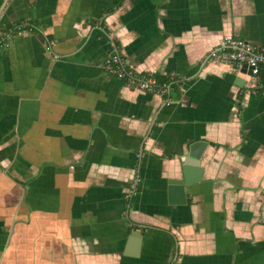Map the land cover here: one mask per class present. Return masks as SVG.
<instances>
[{
  "label": "crops",
  "instance_id": "0c3cea01",
  "mask_svg": "<svg viewBox=\"0 0 264 264\" xmlns=\"http://www.w3.org/2000/svg\"><path fill=\"white\" fill-rule=\"evenodd\" d=\"M31 22L0 49V264H264V90L213 56L264 47V0H0L2 39Z\"/></svg>",
  "mask_w": 264,
  "mask_h": 264
},
{
  "label": "built area",
  "instance_id": "2783aa9c",
  "mask_svg": "<svg viewBox=\"0 0 264 264\" xmlns=\"http://www.w3.org/2000/svg\"><path fill=\"white\" fill-rule=\"evenodd\" d=\"M213 56L219 59L222 64L231 65L237 72L247 73L250 81L253 82L252 88L258 89L261 71L264 70V47L255 45L240 38H228L224 43V49ZM104 69L108 75L115 77L123 82L126 87L136 88L145 93H168L167 85H160L155 75L148 77L140 76L137 71L128 65L123 54L116 49L108 58Z\"/></svg>",
  "mask_w": 264,
  "mask_h": 264
},
{
  "label": "water",
  "instance_id": "95a60500",
  "mask_svg": "<svg viewBox=\"0 0 264 264\" xmlns=\"http://www.w3.org/2000/svg\"><path fill=\"white\" fill-rule=\"evenodd\" d=\"M208 143L198 141L191 145L190 154L184 160L182 169L183 177L181 180L170 181L169 185V201L172 205L187 204V189L200 183L203 179L204 171L200 168V163Z\"/></svg>",
  "mask_w": 264,
  "mask_h": 264
},
{
  "label": "trees",
  "instance_id": "16d2710c",
  "mask_svg": "<svg viewBox=\"0 0 264 264\" xmlns=\"http://www.w3.org/2000/svg\"><path fill=\"white\" fill-rule=\"evenodd\" d=\"M33 27H35L34 23L31 22V23H28L27 25H23V26H19V27H16V28H11L9 29L7 32V36L5 37V39H2L0 37V49L1 48H5L6 45L9 43L8 41V36L9 35H12V34H19L20 32H25L26 30H32ZM6 33V32H5ZM158 83L160 85H171V83L173 82L172 80L166 78V77H163V76H160V75H155ZM260 83L262 85V90H264V70L261 71V77H260ZM258 92H261V91H258ZM241 106V105H240ZM241 108V107H240Z\"/></svg>",
  "mask_w": 264,
  "mask_h": 264
}]
</instances>
